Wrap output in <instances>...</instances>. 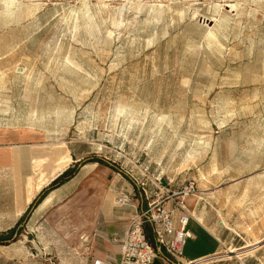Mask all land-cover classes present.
Instances as JSON below:
<instances>
[{
	"label": "rangeland",
	"instance_id": "rangeland-1",
	"mask_svg": "<svg viewBox=\"0 0 264 264\" xmlns=\"http://www.w3.org/2000/svg\"><path fill=\"white\" fill-rule=\"evenodd\" d=\"M0 128L21 131L0 145V232L61 153L120 170L83 165L80 201L39 204L0 264H89L90 211L142 165L194 180L193 208L222 222L194 264H264V0H0ZM210 244L186 239V257Z\"/></svg>",
	"mask_w": 264,
	"mask_h": 264
},
{
	"label": "built area",
	"instance_id": "built-area-1",
	"mask_svg": "<svg viewBox=\"0 0 264 264\" xmlns=\"http://www.w3.org/2000/svg\"><path fill=\"white\" fill-rule=\"evenodd\" d=\"M139 170L137 176L129 177L136 192L121 188L114 196L116 206L133 209L117 254L104 258L91 255L90 264H150L162 251L176 259L186 239L192 236L187 229L192 218L187 200L191 196L202 199L203 194L196 182L187 180L172 187V180L168 179L165 185L160 176L150 174L147 165ZM145 226L150 228L157 248L146 237Z\"/></svg>",
	"mask_w": 264,
	"mask_h": 264
},
{
	"label": "crops",
	"instance_id": "crops-1",
	"mask_svg": "<svg viewBox=\"0 0 264 264\" xmlns=\"http://www.w3.org/2000/svg\"><path fill=\"white\" fill-rule=\"evenodd\" d=\"M13 137L14 134L8 128L4 131H0V145L10 143V140H12ZM0 147V153H9L8 149L5 146ZM13 160V157L10 155L9 157H7V159H0V168L9 167L13 163ZM72 162H74L73 159L71 163ZM71 163H69V165ZM69 165H67L63 170H65ZM62 171L58 172L54 177L50 178L47 182L40 186L37 192H39ZM77 174L73 178L62 184L60 187L52 190L42 201H44L50 195H52V201H80L78 197L72 195L75 189H72L73 185L71 181H73ZM122 189H125L129 192H136V186L133 182L128 185L124 184L122 186ZM193 200L194 199L190 197L187 201L189 203L188 206L192 212V218L189 220V222H191V226L193 229V231L189 230L192 234V236L189 238L195 240L200 237L206 242L211 241L212 244L203 247L199 251H196L194 254H190L188 257H186V248L183 247L180 257L176 259L170 257L169 255H167V253L162 251V254L159 253L150 264H186L190 262L194 264L197 261L214 255L218 252L221 246L219 226L222 222L220 221V219H217L215 220L216 222H213L215 216H212L210 218L207 211H205L203 208H193L195 206H193V204L195 203ZM132 215V208L118 207L115 205L114 201L113 203L111 201H102V205L98 204L96 209L90 211V219L86 221L88 225L87 231H91L92 233L94 232L99 236V246L92 253V256L104 258L107 255L117 254L123 232L129 224V219ZM81 226L83 229V221H81L80 227ZM78 233H80L79 230Z\"/></svg>",
	"mask_w": 264,
	"mask_h": 264
},
{
	"label": "trees",
	"instance_id": "trees-1",
	"mask_svg": "<svg viewBox=\"0 0 264 264\" xmlns=\"http://www.w3.org/2000/svg\"><path fill=\"white\" fill-rule=\"evenodd\" d=\"M89 162H96L100 165H104L107 167H110L112 169H116L118 171L119 168L116 164L112 163L111 161L104 159L99 156H88L84 159L76 160L72 162L65 170H63L60 174H58L53 180H51L46 186H44L38 194L33 198V200L30 202L26 210L22 213V215L19 217V219L14 223L13 226L9 227L8 229L0 232V243L7 240L8 238H13L14 236H18L21 232L24 226L26 225V222L30 218L32 212L34 209L42 202V200L54 189L60 187L62 184H64L66 181L73 178L81 168L86 163ZM145 233L146 237L150 241V243L157 248L155 244V240L153 239V235L151 233V230L148 226H145Z\"/></svg>",
	"mask_w": 264,
	"mask_h": 264
},
{
	"label": "bare ground",
	"instance_id": "bare-ground-1",
	"mask_svg": "<svg viewBox=\"0 0 264 264\" xmlns=\"http://www.w3.org/2000/svg\"><path fill=\"white\" fill-rule=\"evenodd\" d=\"M6 129L0 128V131H4ZM11 130V132L14 134L15 137H17V135L21 134V131H18L17 129H9ZM24 133H28L26 131H24ZM9 153H0V159H7V157H9ZM70 155L67 153V151L63 152V154L61 153L60 155L57 156L56 158V162L46 171H44V175L42 178V181L47 182L50 178L54 177L58 172L62 171L68 164V162L70 161ZM40 162L37 161V163ZM94 165L99 166L98 163L93 162ZM28 179V183H31V176L27 177ZM40 183L36 184L35 189H38L40 187ZM52 202V195L48 196L44 201H42L39 205V211H42L44 208H46L50 203ZM247 229H250V227H247ZM203 258L197 262H202L204 261Z\"/></svg>",
	"mask_w": 264,
	"mask_h": 264
},
{
	"label": "water",
	"instance_id": "water-1",
	"mask_svg": "<svg viewBox=\"0 0 264 264\" xmlns=\"http://www.w3.org/2000/svg\"><path fill=\"white\" fill-rule=\"evenodd\" d=\"M264 242V241H263ZM186 264H193L192 262H190V263H186Z\"/></svg>",
	"mask_w": 264,
	"mask_h": 264
}]
</instances>
